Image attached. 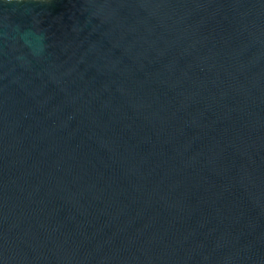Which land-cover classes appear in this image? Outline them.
Listing matches in <instances>:
<instances>
[{"label":"water","instance_id":"water-1","mask_svg":"<svg viewBox=\"0 0 264 264\" xmlns=\"http://www.w3.org/2000/svg\"><path fill=\"white\" fill-rule=\"evenodd\" d=\"M0 264H264V0H0Z\"/></svg>","mask_w":264,"mask_h":264}]
</instances>
